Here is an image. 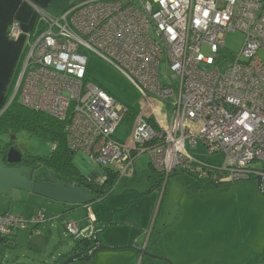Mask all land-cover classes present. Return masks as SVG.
<instances>
[{"label": "built area", "instance_id": "built-area-1", "mask_svg": "<svg viewBox=\"0 0 264 264\" xmlns=\"http://www.w3.org/2000/svg\"><path fill=\"white\" fill-rule=\"evenodd\" d=\"M37 14L35 31L17 21L7 30L27 38L14 93L63 123L66 148L99 164L100 182L131 173L135 158L148 153L166 176L181 169L217 184L260 176L264 193V0H82ZM234 30L244 34L242 48L224 65L219 49ZM85 50L120 70L142 96L128 143L114 133L129 108L88 78ZM163 98L171 112L159 122L152 109ZM197 141L209 155L223 152L224 162L196 157L187 144ZM255 161L260 168L251 167ZM86 209L84 223L65 221L69 235H93L96 219ZM43 220L41 209L31 220L0 212V263L17 230Z\"/></svg>", "mask_w": 264, "mask_h": 264}, {"label": "rangeland", "instance_id": "rangeland-1", "mask_svg": "<svg viewBox=\"0 0 264 264\" xmlns=\"http://www.w3.org/2000/svg\"><path fill=\"white\" fill-rule=\"evenodd\" d=\"M20 28L24 30L22 25ZM243 40L242 32L226 31L224 46L219 49L220 62L224 65L233 62ZM202 52L208 53L206 46ZM85 55L88 78L129 108L114 133L118 140L128 143L136 112L144 104L142 96L107 60L91 50H85ZM14 90L15 86L6 105L13 98ZM156 104L153 115L159 122L168 121L170 98L158 99ZM9 138L0 134V146ZM12 139L11 148L26 158L43 156L53 149L47 136L26 129H19ZM187 146L191 153L208 163L222 164L225 160L223 152L209 155L200 141L193 148ZM1 158L0 152V161ZM71 162L87 178L98 179L104 171L82 151L72 153ZM148 162V153L138 155L131 173L116 179L108 196L96 198L90 204L92 213L108 222L98 233L103 244L112 248L96 250L89 264H138L140 253L134 242L150 230L151 238L156 237L150 241L148 251L170 264H264V194L258 191L255 177L217 184L206 183L187 171H178L164 174L160 186L148 191L150 181L146 175L151 170ZM251 167L260 168L261 163L252 162ZM57 177L64 183L63 177ZM63 208L61 202L30 191L11 188L0 192V212L12 211L24 220H31L41 209L45 216L32 230L30 226L17 230L16 244L2 250L3 264H56L58 255L66 252L73 242L64 220L77 219L84 223L87 214L86 207H78L58 218ZM67 264L86 263L75 260Z\"/></svg>", "mask_w": 264, "mask_h": 264}, {"label": "trees", "instance_id": "trees-1", "mask_svg": "<svg viewBox=\"0 0 264 264\" xmlns=\"http://www.w3.org/2000/svg\"><path fill=\"white\" fill-rule=\"evenodd\" d=\"M21 60L22 57L20 58V61L17 64L15 70L16 73L14 76L15 78H13L12 80L7 95H9L10 91L14 88L18 71L20 69ZM107 92L110 93L109 91ZM17 97L18 92H15L11 101L6 105V102L8 100L7 99L3 108H1L0 110V134L10 136V138L6 142H4V145L0 146L1 154L5 155L7 150L12 147V136H14L16 132L19 131V129H26L27 131L41 133L42 135H45L49 138L50 142H52L53 144V149L46 155L34 157V160L42 161L43 164L46 167L50 168L52 172L58 173L59 176L64 178V183H74L77 186L82 187L83 189L91 191L94 194L93 201H95L96 198L108 196L112 191L110 190V188L112 187V185H114L116 179H118V175L114 173L106 174V177L102 180V182H100L99 179H95L91 182L87 178V176L81 174L71 162L72 152H70L66 148L63 123L56 120L55 118L50 117L42 111L35 110L23 105L20 101L16 100ZM149 166L151 167L150 163ZM178 171L186 172L181 169H173L168 175L176 174ZM164 174L165 173L159 170H155L151 167L150 172L146 175L147 180L150 181V189H148V191L151 190L152 187L160 186ZM190 174L194 175L192 173ZM205 182L209 183L208 181ZM93 201L91 203H93ZM91 203L87 204V206H82L80 204L64 203V208L62 209L61 214H59L57 217L60 218L66 211L69 212L78 207H90ZM65 221L66 220H64V223ZM107 223L108 222L104 219H96L93 223V235L91 234L81 237H75L70 235L73 240L71 247L66 252L60 253L56 258V261H61L62 263L67 258V256L71 254L81 253L89 255V259L79 261L83 263L91 262L93 260L95 251L98 250L96 248L99 244L103 243L100 237L98 236V232ZM151 234L152 232L150 230V237ZM150 237H148L147 245L145 247L146 250H149L148 248L150 245ZM146 260H151L150 264H168V261L163 257L151 258L146 255H140L139 264H143Z\"/></svg>", "mask_w": 264, "mask_h": 264}, {"label": "crops", "instance_id": "crops-1", "mask_svg": "<svg viewBox=\"0 0 264 264\" xmlns=\"http://www.w3.org/2000/svg\"><path fill=\"white\" fill-rule=\"evenodd\" d=\"M79 1L82 0H0V110L1 108H3L6 100L8 99L7 91L12 83L13 78H15V70L18 62L20 61V58L23 57V49L27 39L24 34L19 35L16 39L10 38L7 35V30L10 27L12 21L16 20L17 22H19V24L23 26L24 32L33 31L40 25V22L39 25H37L38 9L56 13L66 8L67 6ZM94 217L95 219H99L95 215ZM35 225L36 224H33V226L29 225L30 229L32 230ZM98 236L103 242L100 233H98ZM151 237L150 241L153 242L152 240H154L156 236L153 238ZM138 238L139 236L137 237V239ZM13 242L15 245V239H13ZM12 245L13 243L11 244V246ZM4 257L5 254L3 255V258ZM93 260L91 262H93ZM147 261L148 260H146L143 264H147ZM138 262L140 263V254ZM1 264H3V260ZM56 264L62 263L61 261H59L56 262Z\"/></svg>", "mask_w": 264, "mask_h": 264}, {"label": "water", "instance_id": "water-1", "mask_svg": "<svg viewBox=\"0 0 264 264\" xmlns=\"http://www.w3.org/2000/svg\"><path fill=\"white\" fill-rule=\"evenodd\" d=\"M3 158L8 163H19L22 160V153L17 151L14 148H9ZM34 168H30L27 166H4L0 161V192H7L11 188H17L24 191H30L35 194L42 195L52 201H57L61 203H72V204H80L85 206L93 201L94 194L91 191L83 189L80 186H77L74 183H63L55 179L50 170L47 171V176L49 182L37 181L36 175L37 171ZM88 179L92 182L95 180V177H88ZM256 186L258 191L261 194H264L261 191V177L256 176ZM144 236L140 235L139 241H143ZM138 241V242H139ZM148 241V237H147ZM135 249L140 253V255H146L151 258H159V256H155L151 254L146 248L138 247L135 242ZM147 242H145V247ZM111 246H107L105 244H99L96 249H109ZM89 255L87 254H72L67 257L62 264H67L71 261L75 260H88ZM165 259V258H164ZM167 260V259H166ZM168 261V260H167ZM170 264V262H167Z\"/></svg>", "mask_w": 264, "mask_h": 264}, {"label": "flooded vegetation", "instance_id": "flooded-vegetation-1", "mask_svg": "<svg viewBox=\"0 0 264 264\" xmlns=\"http://www.w3.org/2000/svg\"><path fill=\"white\" fill-rule=\"evenodd\" d=\"M1 163L4 165V166H27V167H30V168H34L37 166L36 169H34L35 171H37V175H36V180L37 181H44V182H49V179H48V176H47V171L51 169L46 167L42 161L40 160H34V158H26L24 157V155L22 154V160L21 162L19 163H8L5 158H3V155H2V158H1ZM52 175L55 179H58L57 175L58 173L56 172H52ZM59 176V175H58ZM59 180V179H58ZM150 231L147 233L148 237H150ZM146 234L142 235V236H145ZM138 241H139V238L137 239V245H138ZM151 263V260H148L147 261V264H150Z\"/></svg>", "mask_w": 264, "mask_h": 264}]
</instances>
